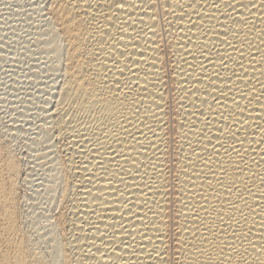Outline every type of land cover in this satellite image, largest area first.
Returning a JSON list of instances; mask_svg holds the SVG:
<instances>
[{"label": "bare ground", "instance_id": "1", "mask_svg": "<svg viewBox=\"0 0 264 264\" xmlns=\"http://www.w3.org/2000/svg\"><path fill=\"white\" fill-rule=\"evenodd\" d=\"M46 1L10 29L45 62L0 47V107L33 119L0 114V264H264V0ZM19 136L63 158L49 253L21 227Z\"/></svg>", "mask_w": 264, "mask_h": 264}, {"label": "rangeland", "instance_id": "2", "mask_svg": "<svg viewBox=\"0 0 264 264\" xmlns=\"http://www.w3.org/2000/svg\"><path fill=\"white\" fill-rule=\"evenodd\" d=\"M43 2H44V4H43ZM45 2H46V5H45ZM31 4L32 5L34 4V5L32 6ZM29 5L32 6V7H29ZM35 5H37L39 7L36 8ZM18 8H20V9H18ZM31 8L32 9L36 8L38 10H36V14L33 15L32 22H30V24L31 23L35 24V22L37 23L40 20L45 19V16H47V14H48V11H47V1L46 0H44V1H42V0H39V1L38 0H23V1L22 0H18V1L17 0H3V1H0V29L1 28L4 29V26L6 24L5 29H4L5 30L4 31L5 33L0 31V44H1L0 47L1 46H4V44L2 45V43H7V42L8 43H11V42H14V41L15 42H18L19 41L18 42V44L20 43L19 45L17 43H16V45L13 44V43H11V49H8V51L12 52V50H14L16 54H17V51H18V54L17 55H19L21 52L24 53V55L22 56V59L23 58L24 59L23 60L21 59L22 61H21L20 67L21 66H23L22 68L25 67V70L28 68L27 67L28 65H31L33 59H35V58L37 59L39 57H42L39 54H37V52L35 50L33 51L34 48L32 49L31 47H28L27 46V48H29V49H25L26 51H24V49L21 48L22 45L24 46V48L26 47V45H24L25 42L28 41V40H30L31 37H34L32 35L33 34L35 35V32L36 31H34L33 29H31L29 27H28L29 30L27 28L22 27V26L20 28L19 27V24H17L18 26L16 25L15 26L16 28L12 29L11 32H10V29H11L12 26H14V20H16L15 18H17V16L16 17L14 16V14L17 13V10H18V14L20 15V14H24V12L26 10L27 11L29 9L32 10ZM42 8H44V9H42ZM34 11H35V9H34ZM41 11H43V13ZM7 14H8V16H7ZM19 17H21L23 19V15H20ZM38 17H41V18H38ZM9 23H10V25H9ZM1 26H3V27H1ZM6 27L9 28V29H7ZM11 33H13V34L15 33L14 35H12V36H15V37H12L10 35ZM9 37H12V38H10L11 40L9 39ZM4 41H7V42H4ZM22 43H24V44H22ZM19 49H20V51H19ZM14 51H13V53H14ZM13 53H10L9 54L10 57L17 56V55H14L15 53L14 54ZM25 53H27V55ZM31 54H33V55H31ZM39 60L40 61H43L40 58H39ZM22 62H23V64H22ZM44 62L45 61H43V63ZM40 63H42V62H40ZM33 64H35V63H33ZM36 70L32 69L30 71L31 72H34ZM20 89H19L20 91L18 93H21V92L23 93L24 92L23 89L22 88H20ZM8 92H10L12 94L13 91L10 90ZM14 92L15 93L13 95H16V92L17 91H14ZM2 93H4V92L3 91H0V95H1L0 96V101H1V98H3V97L4 98H7L8 101H9V103H12L13 106H14V104H15L14 101L15 100H13L14 99L13 98V95H11L12 96L11 98H13V99H11L10 96H8L6 94H3V96H2ZM11 100L13 102H11ZM0 104H1V102H0ZM0 106L3 107L2 105H0ZM1 107H0V114H1V116L2 115L4 116L6 114L5 115L6 118H9V116H10V118H13V117L16 118L15 120L18 121V122L15 121V124L16 125L19 122H20L19 123V125H20V124H24V122L26 120L27 121H30V119L33 120L32 118H26V117H22V116H19V115H18V118H17V116H16V114L14 112H11L9 110L7 111L6 108L5 109L4 108L1 109ZM41 107H42V109H46V106L45 107L41 106ZM2 110H4V113L5 114L3 113ZM41 110L38 111V113L39 112L41 113L42 112ZM6 112H8V114ZM22 118H24V119H22ZM24 141L25 140H24V138L22 136H19L17 138V140H13L12 141V145H13V149L15 151V154L17 155V158L20 160V162H21V164L23 166L22 167V172H21V175H20V180H19V183H18L19 185L17 187V195H18V198H19V206H20L21 222H22L21 227H22V229L24 231V234L26 233V236L28 238H30L31 241L34 240L37 243V245L39 246V244L41 245L44 242H47V240L49 238L48 235H47V231L50 228V222H52L51 219H52V217H54V215L55 216L57 215V212H59V210H56L57 208L55 207L56 208L55 209L54 206H53L54 205V200H55L54 198H55L56 192L53 193L50 189H47V187H49V185H47V183L49 181L47 182L48 179L46 180V178H48V176H49V174L51 172V171H49L50 170L49 167L51 165V162L53 161V160H51V158L52 159L53 158L54 159L61 158V160L63 158H62V156H60L61 154H59V150H58V148H57V146H56L55 143H53V144L50 143V145H48V144H45V143H43V144H36L34 142H30V141H27V142L25 141L24 142ZM32 145H33V147H30ZM51 145L54 146V148ZM36 146H37V148H35V149L39 151V153L37 154L38 158L39 159L40 158L42 159V157L45 156L44 155L45 153H46V156L42 160L41 159L39 160L36 157V160H38V161L35 160L36 162L33 163V164H31V158L32 157L30 155L33 156V154H30L31 150H29V149L34 148ZM50 152L51 153L53 152L52 155H50ZM47 153H49V154L47 155ZM39 155L41 157H39ZM46 157H49V158H46ZM58 160H60V159H58ZM45 161H46L47 164L45 163L46 165L44 164V166H43L42 162L44 163ZM36 163L37 164H40V167H38L39 165H37ZM30 165H32V166H30ZM47 173H48V175H47ZM39 240L40 241L42 240V241L40 242ZM40 247H43L46 253H49V251L51 249V245L50 244H46V243H44Z\"/></svg>", "mask_w": 264, "mask_h": 264}]
</instances>
